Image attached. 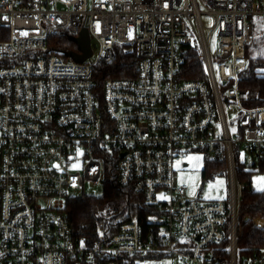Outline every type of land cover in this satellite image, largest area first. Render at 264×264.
<instances>
[{"label":"built area","instance_id":"obj_1","mask_svg":"<svg viewBox=\"0 0 264 264\" xmlns=\"http://www.w3.org/2000/svg\"><path fill=\"white\" fill-rule=\"evenodd\" d=\"M256 17L264 26V0H0V264H264V251L240 250V174L264 159V104L249 106L241 85ZM84 28L86 60L53 51L55 33ZM120 45L135 76L98 83ZM194 151L225 159L226 198L188 199L176 166ZM107 161L153 212L111 236L101 225L88 244L66 207L104 185Z\"/></svg>","mask_w":264,"mask_h":264},{"label":"trees","instance_id":"obj_2","mask_svg":"<svg viewBox=\"0 0 264 264\" xmlns=\"http://www.w3.org/2000/svg\"><path fill=\"white\" fill-rule=\"evenodd\" d=\"M257 39L254 44H257ZM75 42L69 35L63 32L54 34L51 40V48L58 53L75 50ZM189 67L200 68L203 76V68L199 54H191ZM137 58L130 45H120L117 47L116 58L106 64L100 63L95 69V79L98 83L103 82L109 77H133L136 74ZM195 75H193L194 77ZM197 76V77H198ZM196 77V76H195ZM241 85L248 90L250 100L249 106H261L264 104V56H252L249 54V63L246 70L241 75ZM217 172L225 173L226 161L219 157L210 160ZM111 162H106L105 182L106 192L101 197L86 195L81 198H73L68 201L67 214L72 226L74 235L82 238L88 244H95L102 234L100 226H104L106 236L115 234L120 224L138 219L145 223L153 210L144 202L141 194L136 192L131 186L122 185L116 178L115 171L112 169ZM260 171L264 172V159L260 161ZM252 169L241 172L240 177L246 183V189L241 206V218L243 221V230L240 237L241 254H252L258 251H264V228L258 225H264V192L256 190L252 185ZM206 176V170L203 172ZM146 224V223H145ZM152 257H163L149 255L145 257L129 256L124 258L122 264H137V259ZM93 264H103L100 259ZM83 263V264H92Z\"/></svg>","mask_w":264,"mask_h":264},{"label":"rangeland","instance_id":"obj_3","mask_svg":"<svg viewBox=\"0 0 264 264\" xmlns=\"http://www.w3.org/2000/svg\"><path fill=\"white\" fill-rule=\"evenodd\" d=\"M258 20L256 26L257 44L253 45L249 54L252 56H264V26L262 25L261 18L256 17ZM95 44V40H93ZM75 50H79L75 43ZM204 154L194 151L189 154V164L184 166L182 163H177L176 166V180L179 184H187L188 199H205L214 200L226 198L229 193V180L227 173L217 172L214 164ZM206 170V176L203 172ZM251 173L252 185L257 190L258 187H264V172L258 169H252ZM222 182V183H221ZM106 187L100 185H87L85 191L88 195L101 197L106 192ZM192 193V194H190ZM70 264H83L79 262H71ZM93 264V263H92ZM137 264H178L168 256L163 257H150L145 259H137Z\"/></svg>","mask_w":264,"mask_h":264},{"label":"water","instance_id":"obj_4","mask_svg":"<svg viewBox=\"0 0 264 264\" xmlns=\"http://www.w3.org/2000/svg\"><path fill=\"white\" fill-rule=\"evenodd\" d=\"M70 39L77 44L79 50L67 51L65 52L67 56L73 58L75 61L82 62L92 55V40L88 28L82 29L78 37L70 36Z\"/></svg>","mask_w":264,"mask_h":264},{"label":"snow or ice","instance_id":"obj_5","mask_svg":"<svg viewBox=\"0 0 264 264\" xmlns=\"http://www.w3.org/2000/svg\"><path fill=\"white\" fill-rule=\"evenodd\" d=\"M167 6V5H166ZM6 19V18H5ZM99 26L97 25V28H98ZM78 154H80L79 153V150H78ZM261 179H264V178H261ZM222 183V182H221ZM258 191H261V192H264V187H258V189H257ZM190 194H192V193H190ZM222 198V197H221Z\"/></svg>","mask_w":264,"mask_h":264},{"label":"crops","instance_id":"obj_6","mask_svg":"<svg viewBox=\"0 0 264 264\" xmlns=\"http://www.w3.org/2000/svg\"><path fill=\"white\" fill-rule=\"evenodd\" d=\"M259 218H264V217L260 216V217L256 218V219H255L256 223H257V219H259ZM257 225H258V223H257ZM258 226L264 228V225H262V226H261V225H258Z\"/></svg>","mask_w":264,"mask_h":264}]
</instances>
